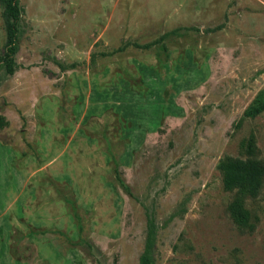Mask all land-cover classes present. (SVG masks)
<instances>
[{"label":"rangeland","instance_id":"rangeland-1","mask_svg":"<svg viewBox=\"0 0 264 264\" xmlns=\"http://www.w3.org/2000/svg\"><path fill=\"white\" fill-rule=\"evenodd\" d=\"M0 0V264H264L219 161H264V0ZM128 188L126 190L118 180Z\"/></svg>","mask_w":264,"mask_h":264},{"label":"trees","instance_id":"trees-1","mask_svg":"<svg viewBox=\"0 0 264 264\" xmlns=\"http://www.w3.org/2000/svg\"><path fill=\"white\" fill-rule=\"evenodd\" d=\"M7 13L12 20L6 26V51L4 65L8 73L13 72V55L16 51L17 20L20 15L18 0H4ZM264 110V96L258 94L245 110V115L255 116ZM2 117H0V124ZM258 148L255 136L250 134L245 148V157L236 158L225 156L218 164L223 177L224 187L235 190V195L228 205V211L233 221L240 227H249V212L244 207L247 197H256L264 183V161L258 158ZM121 185L128 190L118 177ZM152 237L149 236L140 257V264H153L151 256Z\"/></svg>","mask_w":264,"mask_h":264}]
</instances>
